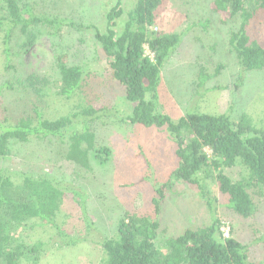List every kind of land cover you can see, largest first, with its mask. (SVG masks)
<instances>
[{
  "label": "rangeland",
  "instance_id": "1",
  "mask_svg": "<svg viewBox=\"0 0 264 264\" xmlns=\"http://www.w3.org/2000/svg\"><path fill=\"white\" fill-rule=\"evenodd\" d=\"M17 1L24 10L82 24L84 29L68 24L53 37L52 28L35 25L30 29L36 35L25 44L27 35L20 26L9 24L8 8L0 0V18L5 22L0 27V132L3 126L34 115L35 105L47 119L69 116L95 105L106 107L108 114L96 118L90 126L97 142L111 150L104 162L92 152V167L85 169L66 158V137L35 136L12 145L11 153L1 160L2 168L53 176L66 190L56 219L61 231L35 226L25 232L29 244L42 242L46 248L38 261L23 264H103L107 254L102 241L116 235L124 215L135 211L152 214L157 189L169 181L178 166L177 145L166 129L124 119L131 115L135 104L126 98L124 87L110 78L95 37V29L106 30L107 14L115 0ZM211 1L163 0L157 11L154 31L182 35L162 68L157 110L173 120L187 112H230L236 120L247 114L256 125L264 126V69L241 70L229 41L240 19L223 22V17L212 10ZM122 2L125 13L119 19V32L135 0ZM247 32L264 43V10L254 16ZM7 34L11 35L9 42ZM54 43L60 45L68 61L85 70L81 87L69 99L55 94L58 71ZM145 48L154 57L148 45ZM222 171L238 180L245 168L236 165L222 167ZM217 173L204 176L215 199L212 210L198 186L172 179L163 204L157 247L164 250L165 239L186 229L206 227L218 219L225 236L248 246L251 262L264 264V189L250 190L256 211L245 218L228 206L229 196L221 192L214 176ZM68 189L81 193L82 199ZM69 239L77 241L70 244Z\"/></svg>",
  "mask_w": 264,
  "mask_h": 264
},
{
  "label": "trees",
  "instance_id": "2",
  "mask_svg": "<svg viewBox=\"0 0 264 264\" xmlns=\"http://www.w3.org/2000/svg\"><path fill=\"white\" fill-rule=\"evenodd\" d=\"M4 1L9 11V24L20 26L21 32L27 35L25 44L36 35L30 29L35 25L52 28L53 37L68 24L84 29L82 24L53 19L29 8L24 10L17 0ZM162 2L135 0L119 32V19L125 11L122 0H115L107 14L106 30L95 29L110 78L124 87L126 98L135 104L131 115L124 119L145 127L166 129L176 142L178 157V166L171 172L169 181L157 189L152 214L127 212L118 223L116 235L102 241L107 254L103 264H254L249 260L248 246L233 236H225L218 219L206 227L186 229L178 236L165 239L164 250L157 247L163 204L172 179L198 186L212 210L215 199L204 176L218 171L214 176L221 192L229 196L228 206L245 218L256 211L250 190L264 189V126L256 125L247 114L236 120L230 112H187L173 120L169 114L157 110L162 68L182 36L152 29ZM211 8L223 17V22L235 17L240 19V26L232 31L229 41L241 70L264 69V43L247 32L254 16L264 10V0H212ZM4 23L0 18V27ZM10 38L11 35L7 37L8 42ZM54 45L58 71L55 94L69 99L81 87L85 70L68 61L60 45ZM146 45L154 57L146 53ZM201 80L204 85L205 73ZM239 85L237 83V87ZM33 114L3 126L0 163L11 153L15 142H27L35 136L66 137V158L85 169L92 167V152L102 162L109 159L110 148L97 142L90 126L96 118L108 114L106 107L93 105L69 116L47 119L35 105ZM236 165L243 166L245 172L240 179L233 180L222 167ZM68 191L78 194L73 189ZM65 193L53 176L18 173L0 165V264L39 260L45 244H29L24 233L35 226H52L61 231L56 219ZM78 196L82 199L81 193ZM76 241L69 239L68 243Z\"/></svg>",
  "mask_w": 264,
  "mask_h": 264
}]
</instances>
